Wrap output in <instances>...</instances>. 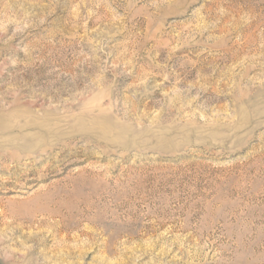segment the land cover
<instances>
[{
	"label": "rangeland",
	"instance_id": "rangeland-1",
	"mask_svg": "<svg viewBox=\"0 0 264 264\" xmlns=\"http://www.w3.org/2000/svg\"><path fill=\"white\" fill-rule=\"evenodd\" d=\"M0 264H264V0H0Z\"/></svg>",
	"mask_w": 264,
	"mask_h": 264
}]
</instances>
